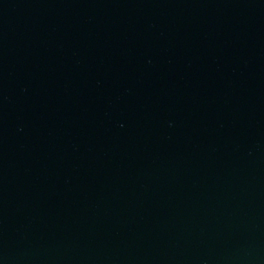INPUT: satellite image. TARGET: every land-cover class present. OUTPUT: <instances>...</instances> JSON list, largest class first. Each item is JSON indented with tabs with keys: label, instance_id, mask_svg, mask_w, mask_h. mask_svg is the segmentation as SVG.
<instances>
[{
	"label": "water",
	"instance_id": "1",
	"mask_svg": "<svg viewBox=\"0 0 264 264\" xmlns=\"http://www.w3.org/2000/svg\"><path fill=\"white\" fill-rule=\"evenodd\" d=\"M0 264H264V0H0Z\"/></svg>",
	"mask_w": 264,
	"mask_h": 264
}]
</instances>
